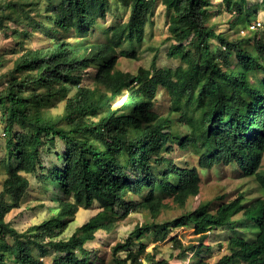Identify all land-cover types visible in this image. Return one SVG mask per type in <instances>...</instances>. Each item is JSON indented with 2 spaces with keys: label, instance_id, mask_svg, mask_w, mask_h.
<instances>
[{
  "label": "trees",
  "instance_id": "obj_1",
  "mask_svg": "<svg viewBox=\"0 0 264 264\" xmlns=\"http://www.w3.org/2000/svg\"><path fill=\"white\" fill-rule=\"evenodd\" d=\"M119 2L129 8L128 20L106 26L109 0H0V33L24 40L39 34L45 42L23 48L2 75L0 264H97L102 259L90 247L97 233L141 212L151 221L110 247V264H264V197H218L155 222L167 200L183 208L196 197L201 170L215 165L234 164L264 190V77L252 79L264 73V34L253 30L250 39L216 31L208 18L213 0H161L170 11L167 55L179 64L171 69L152 62L131 73L118 69L117 59L137 58L134 46L144 41L156 0ZM258 2L264 12V0ZM246 4L217 0L236 13L229 30L249 21ZM4 61L0 55V66ZM161 89L169 100L166 114L153 109ZM61 102V112L53 113ZM44 148L53 156L49 165ZM177 150L190 160L176 163ZM28 175L51 188L56 207L54 216L18 231L6 215L19 206ZM94 204L98 212L68 238L56 239L80 208ZM180 226L192 231L189 241L168 238ZM239 228L253 237L232 236L226 254L212 263L204 259L212 230ZM150 236L170 241L177 255L148 251L144 239Z\"/></svg>",
  "mask_w": 264,
  "mask_h": 264
},
{
  "label": "rangeland",
  "instance_id": "obj_2",
  "mask_svg": "<svg viewBox=\"0 0 264 264\" xmlns=\"http://www.w3.org/2000/svg\"><path fill=\"white\" fill-rule=\"evenodd\" d=\"M213 9L209 11V24L215 26L216 31H222L228 35H246L250 39L253 37V30L249 29V25L252 21L262 20L264 23V12L262 11L258 0H247L246 7L248 10L246 13L249 15V21L244 23V28L229 30V22L236 17V13L228 11L224 5L217 6V0H213ZM130 10L128 7L122 6L119 0H109V8L105 15V18L101 21L106 26H110L116 23H123L128 20ZM170 11L161 3V0H156V4L153 10V15L150 18L146 28L144 41L139 45H135L137 58H126L119 56L116 62V67L122 71H128L135 73L139 67L150 68L152 62L156 67L171 68L174 69L178 64V60L171 58L167 55V48L169 42L167 37L169 35L167 26L169 22ZM249 22V23H248ZM238 28V27H237ZM257 31L258 35L264 34V26ZM44 40L39 34L31 36L30 39H23L21 35L17 34L15 37L5 36L0 33V55H3L5 61L0 66V86L4 84V75L9 68L13 65V60L23 48L29 47H41L44 46ZM214 44H217L216 40H213ZM252 79L264 77V73H254ZM89 79H84L83 83L88 84ZM122 99L119 98L112 106L116 108L120 105ZM63 102L59 103L56 108L52 110L53 113H60L62 110ZM169 107V100L164 91L159 90L158 96L154 102V111L160 114H166ZM184 132V130H183ZM3 133L2 122L0 120V156L4 154L3 149ZM56 149L60 147L59 141L56 142ZM42 160L45 165L50 164V160L53 158L51 154L47 155V151L44 148L41 153ZM173 160L176 163L182 164L185 160H190L188 153H183L179 150L175 151ZM264 172V152L261 159V167ZM4 170L0 165V191L2 189V182L4 180ZM30 180V186L25 191L23 198L21 199L19 206L13 208L6 215V221H8L18 231H24L34 225H38L54 216L53 208L56 203L51 199V188L45 190L42 184H38L35 176L28 175ZM201 186L199 194L190 199L183 208H180L176 204L167 200L168 207L160 211L156 217L155 222L163 223L169 222L173 218L179 217L187 211L194 210L199 203L216 202L219 201L218 197H224V200H231L237 198L238 195H243L244 200L247 202L256 199L257 197H264V190H262L254 177L243 176L238 168L234 164L228 166L215 165L211 169L201 170ZM99 211L97 204H94L90 209L80 208L77 214L74 216L72 222H70L65 230L56 239L68 238L74 229L83 224L91 215ZM238 217V216H237ZM151 217L147 212L131 213L126 218L118 220L114 227L110 230H103L97 233L95 240L90 244V247L97 249L101 261L97 264H110V247L118 242L123 241L129 233L134 230L135 226H141L144 223H149ZM246 230H249L252 226L251 220L244 223ZM256 231L255 228L251 229ZM179 236L185 242L189 241L192 237V231L190 228L175 227L170 231L169 237ZM232 236L252 238L253 235L239 229H214L208 234L207 244L209 249L207 250L204 259L209 263L216 261L220 256L226 254V242ZM147 245V250L155 252L157 257L168 258L170 255H177L178 250L172 248L170 241H155L151 236L144 239ZM52 250L48 251V256H52ZM123 255V254H122ZM47 258V256H44ZM188 261V260H187ZM185 260H173L171 264H185Z\"/></svg>",
  "mask_w": 264,
  "mask_h": 264
},
{
  "label": "built area",
  "instance_id": "obj_3",
  "mask_svg": "<svg viewBox=\"0 0 264 264\" xmlns=\"http://www.w3.org/2000/svg\"><path fill=\"white\" fill-rule=\"evenodd\" d=\"M261 25H262V22L260 20H257L255 22H252L248 27L250 30H255V29L261 27Z\"/></svg>",
  "mask_w": 264,
  "mask_h": 264
}]
</instances>
